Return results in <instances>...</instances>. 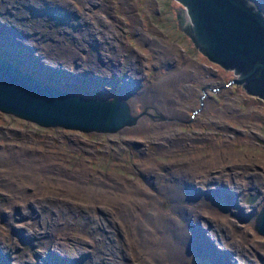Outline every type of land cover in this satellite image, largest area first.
Here are the masks:
<instances>
[{"label":"rangeland","instance_id":"1","mask_svg":"<svg viewBox=\"0 0 264 264\" xmlns=\"http://www.w3.org/2000/svg\"><path fill=\"white\" fill-rule=\"evenodd\" d=\"M67 1L0 0V55L54 86L122 97L143 113L99 132L0 110V169L22 174L0 178V264H264L254 227L264 98L200 51L179 27L178 0ZM180 167L193 174L185 185ZM152 204L179 223L157 226L144 210ZM186 229L196 245L169 255L164 233Z\"/></svg>","mask_w":264,"mask_h":264},{"label":"water","instance_id":"2","mask_svg":"<svg viewBox=\"0 0 264 264\" xmlns=\"http://www.w3.org/2000/svg\"><path fill=\"white\" fill-rule=\"evenodd\" d=\"M179 27L211 60L234 68L247 91L264 98V9L257 0H178ZM0 110L45 126L84 131H116L135 123L143 112L132 113L122 97H92L54 86L0 55ZM256 194H250L252 201ZM219 206L226 209V201ZM255 229L264 235V203ZM205 264H211L208 262ZM222 264V263H213Z\"/></svg>","mask_w":264,"mask_h":264},{"label":"bare ground","instance_id":"3","mask_svg":"<svg viewBox=\"0 0 264 264\" xmlns=\"http://www.w3.org/2000/svg\"><path fill=\"white\" fill-rule=\"evenodd\" d=\"M48 1V0H47ZM53 1H55V0H53ZM62 1H65V2H68L67 0H62ZM52 2V1H51ZM185 14H186V19L189 21V15L187 14V11L185 10ZM98 18V17H97ZM96 18V19H97ZM100 18V17H99ZM88 19V18H87ZM79 20V19H78ZM77 20V21H78ZM88 20H90V19H88ZM93 21V20H92ZM80 22H82V20L80 21ZM77 26V25H76ZM79 28V27H78ZM87 32H92V31H89V30H85V33H87ZM96 32V31H95ZM108 32V31H107ZM103 35V34H102ZM93 37H95V36H93ZM109 39V38H108ZM112 41V40H111ZM3 42V41H2ZM20 53V52H19ZM150 94V93H149ZM133 95V94H132ZM143 95V94H142ZM160 95V94H159ZM125 96V95H124ZM128 97V96H127ZM134 100V99H133ZM135 101H137V100H135ZM147 101H149V100H147ZM132 105V104H131ZM163 108V107H162ZM140 119V118H139ZM138 119V120H139ZM137 120V121H138ZM5 151V150H4ZM3 151V152H4ZM7 151H5V153H6ZM4 153V154H5ZM3 154V155H4ZM0 155H1V153H0ZM2 156V155H1ZM1 158V157H0ZM32 158V157H31ZM38 158V157H37ZM12 160V159H11ZM13 161V160H12ZM11 161V162H12ZM48 161V160H47ZM17 162V161H16ZM50 162V161H49ZM211 162V161H210ZM0 163H1V161H0ZM24 163V162H23ZM2 164V163H1ZM31 164V163H30ZM26 165H28V164H26ZM47 165V164H46ZM212 165H213V161H212ZM9 166H11V165H9ZM21 166V165H20ZM33 166V165H32ZM36 166V165H35ZM38 167H39V165H37ZM50 166V165H49ZM11 167H14V166H11ZM42 167V166H41ZM43 167H44V165H43ZM42 167V168H43ZM199 167H202L200 164H199ZM22 168V167H21ZM25 168V167H24ZM41 168V169H42ZM59 168H60V166H59ZM195 168H197V166H195ZM6 169V168H5ZM26 169H27V167H26ZM79 169V168H78ZM1 170V169H0ZM45 170H46V168H45ZM55 170V169H54ZM53 169L51 170V171H54ZM77 170V169H76ZM33 171V170H32ZM36 171V170H35ZM57 171V170H56ZM64 171V170H63ZM82 171V170H81ZM170 171H172V170H170ZM26 172V171H25ZM29 172H31V171H29ZM28 172V173H29ZM42 172V171H41ZM65 172V171H64ZM80 172V171H79ZM7 173V174H6ZM21 172H19L18 170H16L15 169V167L14 168H12V170L11 169H9V170H1L0 171V178H3V177H6V176H9V175H15V174H19V175H22V174H20ZM27 173V172H26ZM53 173V172H52ZM83 173V172H82ZM87 172H85V174H86ZM79 174V173H78ZM39 175V174H38ZM44 175H46V174H44ZM51 175V174H50ZM50 175H46V176H50ZM88 175V174H87ZM91 175H93V174H91ZM27 176V175H26ZM31 176V175H30ZM74 176V175H73ZM89 176V175H88ZM87 176V177H88ZM204 174L202 175V178H200V175H196V178L197 177H199V179L198 180H200V182L202 183V181L204 182V181H206V180H204ZM32 177V176H31ZM39 177V176H38ZM43 177H45V176H43ZM56 177V176H55ZM64 177V176H63ZM76 177H78V176H76ZM82 177V176H81ZM94 177V176H93ZM176 177H177V179H179L180 180V182H182V184L181 185H185L184 183H186V182H188L187 180L190 178V179H192L193 178V174L192 173H190V167H187V168H184L183 170H181V167L180 168H177L176 169ZM35 178V177H34ZM34 178L32 179V180H34ZM85 178V177H84ZM9 179V178H8ZM12 179V178H11ZM15 179V178H14ZM13 179V180H14ZM30 179V178H29ZM28 179V180H29ZM48 179V178H47ZM50 179V178H49ZM56 179H58V178H56ZM61 179V178H60ZM59 179V180H60ZM63 179V178H62ZM61 179V180H62ZM80 179V178H79ZM24 180V179H23ZM65 180V179H64ZM46 181V180H45ZM77 181V180H76ZM80 181H83V180H80ZM128 181V180H127ZM126 181V182H127ZM130 181V180H129ZM17 182V181H16ZM32 182V181H31ZM34 182V181H33ZM39 182V181H38ZM54 182V181H53ZM56 182V181H55ZM62 182V181H61ZM4 183V182H3ZM35 183V182H34ZM63 183V182H62ZM81 183V182H80ZM240 183V182H239ZM18 184V183H17ZM16 184V185H17ZM33 184V183H32ZM38 184V183H37ZM50 184V183H49ZM49 184H48V186H49ZM52 184V183H51ZM71 184V183H70ZM72 184H73V182H72ZM77 184V183H76ZM180 184V183H179ZM179 184H177V183H175L174 185H172V186H174V192H175V194H178L179 193V188L181 187V185H179ZM21 185V184H20ZM58 185H59V183H58ZM63 185V184H62ZM80 185V184H79ZM126 185V184H125ZM9 186V185H8ZM7 186V187H8ZM24 186H26V185H24ZM23 186V187H24ZM41 186V185H40ZM45 186V185H44ZM43 186V187H44ZM47 186V187H48ZM61 186V185H60ZM77 186H78V184H77ZM35 187V186H34ZM38 187V186H37ZM55 187V186H54ZM64 187V186H63ZM80 187V186H79ZM10 188V187H9ZM13 188V187H12ZM19 188V187H18ZM24 188H26V187H24ZM46 188V187H45ZM53 188V187H52ZM61 188H62V186H61ZM68 188V187H67ZM130 188V187H129ZM14 189V188H13ZM23 189V188H22ZM43 189V188H42ZM47 189V188H46ZM166 189H168L169 191L171 190L170 189V185H167L166 186ZM49 190V189H48ZM53 190V189H52ZM72 190V189H71ZM75 190V189H74ZM127 190V189H126ZM12 191V190H11ZM79 191V190H78ZM139 191V190H138ZM17 192V191H16ZM86 192V191H85ZM21 193V192H20ZM33 193V192H32ZM40 193V192H39ZM78 193V192H77ZM137 193H139V192H137ZM23 194H24V191H23ZM29 194V193H28ZM35 194V193H34ZM166 196V195H165ZM256 197V196H255ZM27 198H30V197H27ZM118 199V198H117ZM177 199H178V195H177ZM255 200V198L252 200V201H254ZM116 201V200H115ZM131 201H133V199L131 200ZM221 201V200H220ZM219 201V202H220ZM130 203V202H129ZM134 203V202H133ZM142 204H144V201H142ZM139 206V205H138ZM199 206V205H198ZM126 207V206H125ZM141 207V206H140ZM174 207L177 209V208H182L183 209V207L181 206V204H178L177 202L175 203V205H174ZM129 208V207H128ZM226 208H227V203H226ZM200 209H201V207H200ZM145 210V214H146V216H149V217H151V218H153V219H156L157 221H158V224H157V226H162V224H160V222L161 223H163V224H165L166 225V223L167 222H170L171 224H177V223H179V220L177 219V218H175L174 216H172V215H169V216H167L166 214H164L163 212H162V210H160V208L156 205V204H152L151 205V207L150 208H145L144 209ZM129 211V210H128ZM227 211V210H226ZM185 213V216H190L192 213H190V211L189 212H184ZM194 217H197V216H195L194 215ZM192 218V217H191ZM160 221V222H159ZM174 232H165L164 233V236H163V240H165V242L167 243V246H166V248H167V250L169 249V251L171 252V253H169V255H172L173 257H178V252L179 253H181L180 251H178V249L180 250V249H183L184 247H183V245L185 244H187L188 245V248H191V247H193L194 245H196V244H194L193 242H191V241H189V237H190V232H189V230H185V231H183V230H181V231H183V232H180V231H175V230H173ZM210 235V234H209ZM214 237V236H213ZM216 238V237H215ZM218 238V237H217ZM85 239V238H84ZM1 241H2V239H0ZM215 240V239H214ZM213 240V241H214ZM0 241V242H1ZM195 242V241H194ZM59 244H62V242H59ZM70 244V243H69ZM71 244H73V243H71ZM64 245V244H63ZM75 245V244H74ZM67 246H69V245H67ZM66 246V247H67ZM76 246V245H75ZM70 247V246H69ZM73 247V246H72ZM217 246H215V248H216ZM221 247V246H220ZM222 248V247H221ZM220 249V248H219ZM75 253V252H74ZM163 256H165V254L163 255ZM159 257H162V255H159ZM235 258V257H234ZM1 261V260H0ZM3 261H4V259H3ZM231 261H233V260H231ZM235 261V260H234ZM219 263H222V264H225V263H223V262H219ZM176 264H180V258L178 257V261H177V263ZM183 264V263H182Z\"/></svg>","mask_w":264,"mask_h":264}]
</instances>
